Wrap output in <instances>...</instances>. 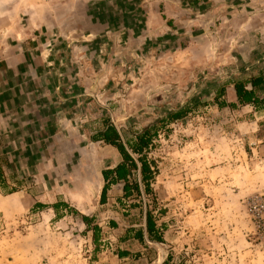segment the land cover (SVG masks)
<instances>
[{
    "label": "rangeland",
    "instance_id": "obj_1",
    "mask_svg": "<svg viewBox=\"0 0 264 264\" xmlns=\"http://www.w3.org/2000/svg\"><path fill=\"white\" fill-rule=\"evenodd\" d=\"M113 1L109 8L102 0H0V62L10 59L9 71L0 65V90L3 77L18 72L25 53L48 59L51 47L64 43L62 21L88 7L114 10ZM70 20L69 27L83 21ZM260 21L250 30L263 29ZM223 29L213 30L217 42L204 55L195 56L188 45L166 57L154 48L125 58L128 64L120 68L109 61L90 83L91 93L97 87L114 92L113 100L102 101L105 107L115 101L114 113L99 115L120 129L125 142L150 131L143 158L153 178L140 184L141 197L135 192L125 197V184L119 183L108 187L102 202L107 182L101 174L122 158L113 146L80 138L76 126L70 124L68 133L81 146H56L53 161L44 150L40 161L26 148L19 155L16 142H24L29 131L9 134L0 122V264H264V244L249 207L258 197L264 201V109L240 105L235 91L236 82L264 70V34L253 31L242 41L233 34L219 37ZM119 40L115 34L106 43L119 45ZM259 95L264 98V86ZM96 117L89 112L83 124ZM97 124L91 127L103 125ZM14 191L27 193L7 197ZM66 201L74 214L53 223L49 207ZM145 213L159 243L139 242L142 227H130L128 221H144ZM165 221H181L173 228L175 241L165 240Z\"/></svg>",
    "mask_w": 264,
    "mask_h": 264
},
{
    "label": "crops",
    "instance_id": "obj_2",
    "mask_svg": "<svg viewBox=\"0 0 264 264\" xmlns=\"http://www.w3.org/2000/svg\"><path fill=\"white\" fill-rule=\"evenodd\" d=\"M109 1L102 0L101 6L109 7ZM150 1L114 0L111 5L114 8L116 6L114 10L109 11L103 7V10L93 8L91 10L88 7L87 10L76 12L71 20L82 19L81 26L76 22L74 27H69L67 24L70 19L62 21L59 32H65L62 35L65 41L51 47L48 59L41 53L28 55L25 53L27 57L24 55V58L19 59L16 69L18 72L10 76V79L3 77L5 89L0 90V122L6 125L5 129L9 134L13 131L18 133L29 131L24 142L21 143L20 140L16 142L21 150L19 155H22L23 148H26L29 153L37 152L41 161L44 159L42 152L49 150L53 161L56 146L65 147L70 143L76 147L81 146L82 141H75L68 133L70 124L79 130L80 138L85 140L89 138L92 145L100 147L102 144L107 148L110 146L104 143L102 135L111 121L106 117L100 119L99 114H106L107 111L114 113L115 101L109 103L108 107L102 102L104 99L113 100L110 98L114 92L111 95L108 90L97 87L95 93H91L90 88V83L97 81L100 73L106 70L109 61L120 68L128 64V59L124 60L127 57L149 54L154 48L166 57L181 51L187 45L192 46L195 56H201L217 42V34H214L213 30L221 25L226 29L219 32V37L222 33L227 36L233 34L234 38L243 41L247 33L250 35L255 32L258 36L264 34V27L259 29V32L250 30L258 19L264 21V0H168L166 3ZM128 2L132 4H124ZM115 34L120 38L119 45L106 43ZM126 41L130 43L126 44ZM9 60H4L5 63L0 62V65H7L8 71ZM111 80L114 81L112 78ZM89 112L96 113L97 117L93 124H83L84 116ZM99 122L103 124L101 129L99 127L93 129V125H98ZM86 128H92V133L83 136ZM13 159L20 161L18 156ZM120 162L122 159H119L117 165ZM105 172L101 174L103 183L106 182ZM97 177L99 179L100 175ZM20 193L27 192L14 191L7 197L16 198ZM59 204L49 207L56 216L53 223L63 222L61 220L74 214L72 206L68 205L67 201V205L63 207ZM63 208L65 216L59 211ZM128 222L130 227H138L139 224L147 239L145 221ZM180 223L181 221L163 222L161 230L165 231L164 238L168 243L171 242L170 237L175 241L173 228ZM167 256L169 261L173 254Z\"/></svg>",
    "mask_w": 264,
    "mask_h": 264
},
{
    "label": "trees",
    "instance_id": "obj_3",
    "mask_svg": "<svg viewBox=\"0 0 264 264\" xmlns=\"http://www.w3.org/2000/svg\"><path fill=\"white\" fill-rule=\"evenodd\" d=\"M264 86V70L260 72L258 76L252 77L250 80L245 82H236L235 91L237 99L240 105L247 106L251 105L257 109H264V98L260 97V90ZM224 104V103H223ZM221 104V105H223ZM235 106V105H233ZM149 130H145L141 135H138L136 141L131 143L127 141V146L129 150L126 149L123 139L124 136L118 131L115 125H110L108 129L103 133L102 140L107 145L117 148L121 154L122 162L117 165L113 171H106L104 173L105 181L107 185L104 187L102 193V202L105 201L106 192L110 185H115L119 183H124V195L129 197L135 192L139 197H141V186L140 184H148L153 178V173L149 164L143 158V153L146 148L152 142V137L149 134ZM135 156H140L136 159ZM136 174V175H135ZM135 175V183L131 182L132 177ZM110 176H112L110 178ZM40 208L41 205H36ZM146 223V235L147 239L144 237V231L141 230L137 234V238L141 243L147 242H160V236L155 228L152 221L150 213L147 214ZM85 224L89 225L90 221L87 217L84 218ZM126 255V253H122Z\"/></svg>",
    "mask_w": 264,
    "mask_h": 264
},
{
    "label": "built area",
    "instance_id": "obj_4",
    "mask_svg": "<svg viewBox=\"0 0 264 264\" xmlns=\"http://www.w3.org/2000/svg\"><path fill=\"white\" fill-rule=\"evenodd\" d=\"M249 207L254 216L260 238L264 244V201L258 197L249 204Z\"/></svg>",
    "mask_w": 264,
    "mask_h": 264
},
{
    "label": "water",
    "instance_id": "obj_5",
    "mask_svg": "<svg viewBox=\"0 0 264 264\" xmlns=\"http://www.w3.org/2000/svg\"><path fill=\"white\" fill-rule=\"evenodd\" d=\"M117 129H118V131L121 133V131H120V129L117 127ZM122 134V133H121ZM123 136V135H122ZM122 139H123V142H124V145H125V147H126V149L127 150H129V148H128V146H127V143L125 142V139L122 137ZM146 213H145V219H144V221H145V227H146Z\"/></svg>",
    "mask_w": 264,
    "mask_h": 264
}]
</instances>
